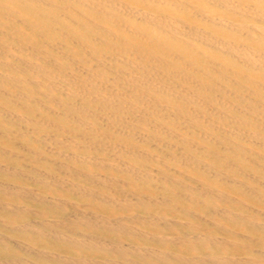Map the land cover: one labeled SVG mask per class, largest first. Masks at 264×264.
Wrapping results in <instances>:
<instances>
[{"label":"bare ground","instance_id":"bare-ground-1","mask_svg":"<svg viewBox=\"0 0 264 264\" xmlns=\"http://www.w3.org/2000/svg\"><path fill=\"white\" fill-rule=\"evenodd\" d=\"M0 264H264V0H0Z\"/></svg>","mask_w":264,"mask_h":264}]
</instances>
